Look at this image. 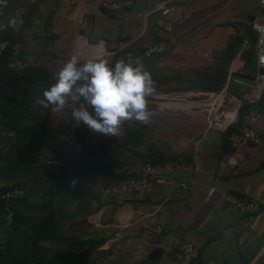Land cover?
<instances>
[{
	"label": "crops",
	"instance_id": "1",
	"mask_svg": "<svg viewBox=\"0 0 264 264\" xmlns=\"http://www.w3.org/2000/svg\"><path fill=\"white\" fill-rule=\"evenodd\" d=\"M62 1L78 6L79 17L70 20L69 24L64 23L69 31H72L75 25L77 27L72 43H69L72 56L77 55L83 59L102 56L103 47L106 46H108V54L118 52L122 46L138 49L141 47L138 42L139 37L150 28L151 24L154 27L152 40L168 38L169 47L174 43L173 34L166 37L155 24L154 10L164 0H156L153 6L147 7L142 14H137L141 19V33L136 36L133 35L132 26L126 21L128 17L124 12L119 13L123 18L118 16V12L123 9L106 12L96 4L95 0H54V10L46 17L45 35L25 42L20 51L23 59L31 61L36 66L43 62L37 59V50L47 38V30L51 23L48 18L52 14L56 15ZM187 4L182 0H171L172 14L169 21L172 25L176 19L186 21L181 19L184 13L189 15L187 20L191 22L193 13L186 11ZM132 5L133 0L131 6L126 9ZM219 10L221 14H226L230 22L237 23L243 39H247L248 23L259 15L257 0H224L220 3ZM64 36L69 38L68 41L72 39L71 34ZM88 41L97 44L89 45ZM66 46L68 47V44ZM241 51L242 49L230 62L239 75L246 74L242 69L249 57L251 67L255 70L253 49L251 55ZM238 55L240 60L237 58ZM230 77L233 84L241 91L238 92L240 97L249 90L253 79V77L228 75L224 83L227 92V81ZM51 83H54V80L49 79L45 82V87L47 88ZM23 86L21 82H14L1 73L0 105L3 104L2 100L12 101L8 96L9 92H16L13 101L8 103L15 107L13 109L7 107L14 111L13 116H21L18 126L23 132L21 136L23 139L16 141V156L28 166L40 162L44 164L45 160H50L46 157V149L52 146L48 140L55 137L60 140L65 122L72 112V105L69 102L64 110L55 111V114L48 111V117L44 113L42 120L31 122L28 119L29 114L24 111L26 100L23 107L21 103L19 105V101L24 98L21 92ZM228 94L237 98L232 92ZM31 98L38 99L29 94L28 99ZM188 98L189 96L184 98L159 96L156 99L161 100L159 104L163 106L170 104L171 101L183 102L184 107L178 108L187 111ZM194 120L199 123L201 135L203 123L198 117H194ZM32 128L40 130L43 140L47 139L45 143L36 146L34 141L28 144L25 142L29 139V131ZM212 132H208L203 138L201 136L200 144L198 146L194 144L187 155L191 159L195 148L198 168L196 172L186 177L185 191H181L175 185L174 182L178 179L173 178L166 185L155 186L149 195L103 197L98 192L105 178L101 175V164L98 169L90 173L84 187L73 189L67 187L62 198V203L66 205L65 209L63 207V213L77 217L74 222L79 224L76 230L78 238L92 242L90 259L93 264H166L168 260L177 257V247L185 240L193 242L198 248L199 262L213 260L217 264H264V138L253 146L234 168L218 171L217 161L228 152V148L226 145L224 148L221 134ZM81 135L83 143L90 146V149H104L99 147L100 142L96 141V138L89 137L88 127L85 126ZM106 152L117 160H122L124 157V154L116 151ZM25 153L28 154L26 159L22 157ZM63 165L69 170L70 177L77 174L73 160L66 157L63 159ZM139 165L138 162L133 165L122 163L119 167H113L112 171L119 175H130L137 171ZM210 186L214 187V192L207 195L206 191ZM225 193L256 201L259 205L258 212L245 214L224 207L221 204V195ZM154 250H159V257L150 261L148 255Z\"/></svg>",
	"mask_w": 264,
	"mask_h": 264
},
{
	"label": "rangeland",
	"instance_id": "2",
	"mask_svg": "<svg viewBox=\"0 0 264 264\" xmlns=\"http://www.w3.org/2000/svg\"><path fill=\"white\" fill-rule=\"evenodd\" d=\"M156 0H133L132 7L123 9L118 12H124L128 17L126 21L132 26L134 36L140 35L141 24L140 16L147 7L153 6ZM186 4V11L193 13V18L190 21H180L174 16L175 22L172 25L174 43L168 47L167 51L161 57L153 58L143 65L150 72L154 81L155 91L148 98V108L151 111V120L148 124H141L136 121H126L118 136L111 137L103 134H98L89 129V137L96 138L100 142L99 147L104 148V151L119 152L123 143V135L125 131L133 130L141 136V145L137 150L141 153H146L148 148L159 153L163 157H171L174 155L187 156L191 148L198 146L201 141L199 133V123L194 120V115L182 110L181 106L173 104L160 105L157 97H175L186 93L193 88L190 83V76L195 71H209L214 68L216 63L222 58L220 52L230 42L237 47V51L241 49L243 44V35L239 32L237 23L230 22L228 17L220 13V3L224 0H182ZM78 6L71 5L66 2L60 5L56 15L49 16V28L47 30V38L42 43V47L38 49L37 59L43 61L38 67L45 76V82L49 79L52 81L54 75L60 67L72 56L71 44L75 36L76 25L72 31L64 23H68L72 19H77L79 16ZM73 14V15H72ZM113 14V13H111ZM153 25L146 29L139 39V45L145 46L153 39ZM65 38L64 35H70ZM242 37L241 41L236 44L237 38ZM64 38L67 40L65 43ZM248 41V37H247ZM68 44V47L66 46ZM89 45H96L97 42L88 41ZM108 46L103 47L104 52L102 57L111 63L115 54H108ZM248 43L242 48V53L248 50ZM231 57L226 65V70L229 69L230 61L237 54ZM238 60H240L238 55ZM36 59V60H37ZM85 59L81 58V62ZM223 87V86H222ZM221 87V88H222ZM228 92L236 94L240 99L238 92H241L232 82L230 77L227 81ZM220 88V89H221ZM206 91L204 92H218ZM203 91V90H201ZM226 91V93H228ZM37 99H27L24 105V111L28 115L31 122L43 118L48 115V111L55 114L53 108L49 106L45 108L39 105ZM166 106V107H165ZM174 107V108H170ZM184 107V106H182ZM91 111V109H90ZM48 117V116H47ZM87 127V126H86ZM213 131L212 133H214ZM55 142L57 138L55 137ZM55 144L46 149V157L52 159L54 156ZM90 148V146H87ZM26 159L28 154H23ZM25 175L20 184L25 188L26 196L24 199L13 206L14 218L9 224L0 223V250L14 252L21 248L23 241L31 233L32 229L41 222H49L58 226L62 231L65 241H42L40 242L48 249H62L68 243L77 241L78 222H74L77 217L64 214L66 205L62 200H57L53 207L49 210L40 209V205L46 200L45 190L50 183L51 167L43 165L42 162L34 166H27L24 169ZM92 261V260H91ZM93 263V261H92Z\"/></svg>",
	"mask_w": 264,
	"mask_h": 264
},
{
	"label": "built area",
	"instance_id": "3",
	"mask_svg": "<svg viewBox=\"0 0 264 264\" xmlns=\"http://www.w3.org/2000/svg\"><path fill=\"white\" fill-rule=\"evenodd\" d=\"M0 0V56L6 55V68L14 74H20L24 69L34 66V64L19 57L20 51L25 42L33 38H40L45 35L46 17L54 10V0ZM96 4L105 11L116 12L123 7H129L132 0H95ZM160 4L164 7H157L155 24L159 30L167 36L173 32L169 17L172 14L171 0H164ZM159 4V5H160ZM259 9L258 17L250 20L248 27L254 34L252 49L255 55V71L252 83L247 92L238 99L226 93L225 84L218 92H204L191 90L181 95L189 96L187 99L188 111L195 117L201 119L203 123L202 138L210 131L223 133L228 127L237 124L235 130L226 136L228 152L217 161L218 171L225 168H234L239 160L246 156L251 148L257 145L264 138V74L260 71L264 69V0H257ZM189 15L182 14L181 19L187 20ZM20 31L22 41L10 42L11 33ZM247 44L244 38L241 49ZM170 45L168 38H161L157 42H152L141 51L136 52L131 48L122 46L118 52L114 53V59L110 65L114 66L119 59H139L141 62L155 55H160L167 51ZM233 67L229 65L228 75ZM228 77V76H227ZM227 79V78H226ZM178 95V94H174ZM262 101V106L256 104ZM73 108H78L82 102L77 97L69 98ZM248 105L247 109L239 116L238 112L242 105ZM79 127L70 114L65 122L64 129L60 137V146L57 155L50 160H45L44 164H62L64 158L73 160L77 174L70 177L68 189L76 186H85L86 178L84 173L93 163L91 153L85 151L83 142L79 139ZM16 140L14 129L5 127L0 122V152H6ZM190 162L182 160H167L162 163H141L133 175L118 177L107 175L98 192L103 197H122L130 194L149 195L155 186L168 184L171 179L177 178L175 185L181 190L187 189L185 179L190 174L197 171L195 160V148ZM207 195L214 192V187L207 189ZM24 191L19 187H14L11 180H0V200L3 202L0 216L6 224L10 223L12 211L9 203L22 197ZM221 204L224 207L236 209L245 214L258 212L259 205L254 200H248L232 193L221 195ZM166 264H217L213 260L198 261V248L191 241H182L177 247V257L170 259Z\"/></svg>",
	"mask_w": 264,
	"mask_h": 264
},
{
	"label": "trees",
	"instance_id": "4",
	"mask_svg": "<svg viewBox=\"0 0 264 264\" xmlns=\"http://www.w3.org/2000/svg\"><path fill=\"white\" fill-rule=\"evenodd\" d=\"M13 4L16 3V0L12 1ZM122 9H126V7H123ZM109 12V11H106ZM9 40L10 42L14 41H22V35L20 31H16L10 34ZM242 37L237 38L238 44L241 41ZM161 40V38H155L152 42H157ZM254 40V34L250 31L248 32V50L246 52L251 55L252 50V44ZM142 47L138 49H133L136 52L141 51ZM237 51V47L233 46L230 42H228L225 46V48L219 53L222 57L218 63L214 66L212 70L209 71H195L190 76V83L193 86V88L197 90H206V91H216L220 89L228 76V69L226 70V65L231 59V57L235 54ZM239 51V50H238ZM237 51V52H238ZM166 52V51H165ZM162 53L160 55L152 56L151 58L144 60L142 63L156 58L161 57L165 54ZM19 57H21V54H19ZM233 59V58H232ZM232 61V60H231ZM230 61V62H231ZM251 59L250 57L247 59L246 64L244 65V68L242 69L246 74L239 75L236 74L235 69L233 68L232 72L229 74V76L233 75L236 77H248L252 78L254 75V71L251 67ZM262 74H264V69L260 71ZM3 73V75H6L8 79L14 81V82H21L24 86L21 89L22 97L23 99L19 101V105L21 103V107H23L24 100H27L29 98V94H32L34 97L42 98V92L46 88L45 87V76L42 75V71L40 67L34 65L32 67H28L24 69L20 74H14L11 71H9L6 68V55L3 54L0 56V75ZM43 79L45 81H43ZM16 93V92H15ZM15 93L9 92V97L12 98L15 97ZM264 96V91L262 93V98ZM175 97H186L185 95L178 94ZM11 100L4 101L2 100V105H0V122L5 127L14 129L16 132V140L15 142L10 146V148L4 152H0V180H11L13 182L14 187H19L24 191V194L20 198H16L12 200L9 203V208L12 211V218L11 221L14 218V211L13 206L17 203L21 202L24 197L26 196L25 188H23L20 184V180L23 179L25 175L26 167L28 166L26 162L18 159L16 156L17 151V139H20L23 137V132L19 129L18 121H20L21 116H13L14 111H11L9 108L13 109L14 105H9V102H12ZM170 104H173L174 106H184L183 102L180 101H171ZM256 106H262V101H259ZM6 107V108H4ZM7 107H9L7 109ZM248 105H242L239 109V116L247 109ZM237 124H233L230 127H228L223 133H221L222 139L224 140V148L226 143V136L229 132L235 130ZM85 128L83 124H80L79 127V139L83 142V138L81 135V131ZM20 135V137H19ZM47 140V139H46ZM46 140L42 138V134L40 130L32 128L29 131V139L25 140L27 144L32 141H34V144L36 146H39L46 142ZM49 142L55 144L54 150H52L55 154L53 158L57 155L59 146H60V140H57L55 142V139H49ZM84 149L85 151L89 152L93 156V163L89 167V169L84 173V177L87 179L90 173L98 169L99 165L101 164V175L103 177H106L107 175H115L118 177H124L125 175H119L112 171L113 167H119L122 163L126 165H133L134 163H162L167 160H182L184 162L191 161L189 156H181V155H174L171 157H163L159 153L154 152L153 149L148 148L146 153H141L137 150V148L141 145V136L136 133H134L133 130L125 131L123 135V143L121 145V150L124 153V157L122 160H117L116 158L112 157L109 153L106 151H103L101 149H90L87 147L84 143ZM52 158V159H53ZM48 167H51V173H50V183L49 186L45 190V197L46 200L40 205V209L43 210H49L53 207L55 202L57 200H62L64 194L66 193L68 181L70 179L71 174L69 173V170L67 167H65L62 164H43ZM135 174V173H133ZM130 174V175H133ZM76 175V174H75ZM84 186H76L74 188H79ZM3 202L0 200V210L2 209ZM10 221V223H11ZM0 223L6 224L5 221L0 216ZM9 224V223H8ZM67 238H64V235L62 234V231L58 228V226L54 225L53 223L49 222H41L39 225L35 226L29 236H27V239L23 241V245L20 249L10 252L6 251L3 253L0 250V264H93L90 256H91V250L93 247V244L91 241H83L78 239L75 242L68 243L64 248L62 249H48L44 245H42L40 242L42 241H65ZM159 250H154L152 253L148 255V260H156L159 257ZM142 264V263H137Z\"/></svg>",
	"mask_w": 264,
	"mask_h": 264
},
{
	"label": "clouds",
	"instance_id": "5",
	"mask_svg": "<svg viewBox=\"0 0 264 264\" xmlns=\"http://www.w3.org/2000/svg\"><path fill=\"white\" fill-rule=\"evenodd\" d=\"M53 80L36 102L60 112L68 106L69 98H79L82 102L72 109V118L95 133L115 137L126 121L148 124L151 120L148 98L155 91L154 81L139 59L122 58L112 66L102 56L81 62L73 55Z\"/></svg>",
	"mask_w": 264,
	"mask_h": 264
},
{
	"label": "bare ground",
	"instance_id": "6",
	"mask_svg": "<svg viewBox=\"0 0 264 264\" xmlns=\"http://www.w3.org/2000/svg\"><path fill=\"white\" fill-rule=\"evenodd\" d=\"M169 100V99H168ZM171 100V99H170ZM187 106H188V104H187ZM187 111H188V107H187Z\"/></svg>",
	"mask_w": 264,
	"mask_h": 264
}]
</instances>
